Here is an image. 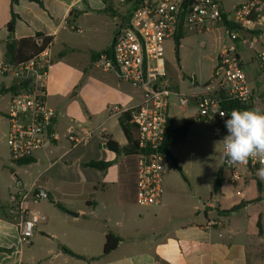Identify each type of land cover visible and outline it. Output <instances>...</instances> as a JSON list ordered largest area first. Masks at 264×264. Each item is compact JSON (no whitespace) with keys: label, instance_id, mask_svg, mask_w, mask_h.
Masks as SVG:
<instances>
[{"label":"crops","instance_id":"obj_1","mask_svg":"<svg viewBox=\"0 0 264 264\" xmlns=\"http://www.w3.org/2000/svg\"><path fill=\"white\" fill-rule=\"evenodd\" d=\"M119 4H115L114 0H43L42 5L33 1H21L13 5L11 0H0V66L5 63V43L9 37L8 24L12 10L18 15L14 38L20 40L35 37L38 33L52 37L54 66L49 83V103L57 112L56 137L52 140V146L61 138H67L73 120H78L84 128L94 130L90 143L76 149H71L70 145L58 158L49 162L45 172L56 169L53 183L59 180L66 184L68 179L64 174L67 169L78 167L83 170L78 181L95 192L94 200L85 201V207L91 211L78 209V217L71 215V212H64L65 216L60 218L57 231L45 215L46 221L40 227L38 225L29 243H25L30 246L26 249L19 239L16 217L9 214L13 196L24 191V185L13 176L9 152L6 154L1 150L0 248L4 251H0V264L78 263L71 259L83 264H264V179L259 175L260 169L246 171L244 178L236 182H232L230 174L225 171L221 190L216 192L213 171L211 177L204 179V166H199V171L203 170L202 177L189 180L188 189L178 192V182L167 178L166 166L162 204L141 207L143 211L136 208V156H117L108 149L107 142L113 140L122 147L128 144L123 128L127 116L130 118L127 110L141 102L142 93L114 73L103 68L101 70L98 58H91V63L84 68L68 66L63 62L67 56L65 52L70 49V53H77L78 49L60 38L68 30L84 34V42L91 57L110 49L115 35L127 23L122 12V24L116 23ZM94 14H112L114 18L107 29L93 27L100 20L93 25L86 22L85 27L81 25L83 17ZM57 45L63 48L55 53ZM230 45L231 42L217 53L216 59ZM245 53L243 50V57ZM248 62L245 59V63ZM167 70L171 77L168 67ZM9 78L13 86L17 80L0 72V86L9 88L6 85ZM196 82L193 80V84ZM173 84L176 91L181 92ZM69 85L73 89L79 88L78 98L82 107L78 110L80 119L72 116L75 112L70 110L64 100V91ZM202 90L203 86L201 91L191 95ZM171 102L170 121L175 127L191 120L194 121L193 125L206 123L199 120L198 112L192 116L190 108L187 111L181 110L177 97L173 96ZM175 106L186 118L182 124H178ZM5 147L8 149L7 144ZM79 148L81 150L73 159L65 160ZM47 150L48 147L38 153L43 152L47 156ZM38 153L32 157L33 162L29 165L37 161ZM169 153L171 157L167 159L172 163L174 159L178 163V155L172 152V147ZM91 161L112 162V166L106 171L84 166ZM221 165L222 161L218 171ZM46 185L44 189L50 200L57 198L59 188L54 184L49 187V181ZM7 195L12 196L11 202L6 199ZM28 206L39 210V204L29 202ZM233 208L236 209L232 213H225ZM81 216L91 223L87 230L70 229L69 225ZM259 221L262 225L261 233ZM110 232L118 236L120 242L114 251L104 255L106 236ZM66 236L72 237V241H68L70 239H66ZM60 245L68 246L86 260L64 254Z\"/></svg>","mask_w":264,"mask_h":264},{"label":"built area","instance_id":"obj_2","mask_svg":"<svg viewBox=\"0 0 264 264\" xmlns=\"http://www.w3.org/2000/svg\"><path fill=\"white\" fill-rule=\"evenodd\" d=\"M119 1L129 3L130 16L115 35L110 50L98 57L97 63L142 93L141 102L127 110L138 142L136 204L143 208L160 206L167 159L163 146L173 96L183 111L194 104L199 120L211 124L213 137L220 141L227 135L224 122L228 113L242 110L231 105H253V109L264 106V0H241L231 11L225 10L220 0ZM216 26L225 30L231 45L217 57L220 69L214 81L197 94L176 91L164 65L165 42L175 39L179 32L204 34ZM51 46L52 42L48 43L25 63L13 66L5 62L0 66L1 74L17 80L7 113V145L15 163L34 157L52 145L56 137L57 112L49 103L54 66ZM243 50L251 54L248 63L254 64L253 69L245 63ZM221 112L225 116L221 117ZM73 123L67 137L71 149L90 143L94 130L82 127L78 120ZM221 166L236 182L244 178L246 171L261 169L264 163L249 159L246 164H230L223 156ZM49 199L48 192L36 184L14 195L9 214L16 217L22 244L29 243L38 225L46 221L45 215L30 209L28 203L38 205Z\"/></svg>","mask_w":264,"mask_h":264},{"label":"rangeland","instance_id":"obj_3","mask_svg":"<svg viewBox=\"0 0 264 264\" xmlns=\"http://www.w3.org/2000/svg\"><path fill=\"white\" fill-rule=\"evenodd\" d=\"M115 4H119V0H114ZM223 7L227 11H231L240 0H220ZM121 6V7H120ZM131 6L128 2L119 4L118 13H116V23L122 24L120 15L122 12L124 18H128L131 12ZM264 16V12H263ZM112 14L103 15H91L90 17H83L81 25L94 24L93 27L106 28L111 24L113 20ZM102 20V21H101ZM78 24V23H76ZM85 27V26H84ZM61 39H65L67 43L76 49L77 53H70V49H67V54L64 59V63L71 67L84 68L91 63V54L86 48L84 42V34H77L71 30L62 33ZM228 34L221 26L214 27L211 31L204 34L185 33L180 41L178 53L176 51V40L172 39L165 42L164 45V65H166L171 72L173 82L179 87L180 91L184 94L191 95V93L201 91L202 86H206L212 81L215 74V69L218 66L216 59L217 53L230 44ZM63 46H55L54 52L61 51ZM243 49V48H242ZM246 52V53H245ZM244 60H250L251 54L244 50ZM248 67H254V64L248 63ZM102 70V68H101ZM194 76L196 77V83L193 84ZM115 78V77H114ZM6 85L9 88L12 86L11 78L6 81ZM79 88H74L72 85L67 86L64 91V100L67 102L68 107L75 113L73 117L79 118L78 110L81 107L79 98ZM11 101V93H5L0 97V153L1 150L8 154L9 148L5 147L8 140L9 133V121L7 118L8 108ZM175 102V101H174ZM174 109L178 112V124H182L186 121L183 114L179 113L178 108ZM264 110V106L262 107ZM262 110H260L262 112ZM198 110L194 104L190 106V113L192 116H196ZM67 121V119H66ZM68 137V134L66 135ZM8 146V145H7ZM70 148V143L67 138L61 140L56 145H50L45 153L41 152L37 154V161L32 165L19 166L15 162H11L9 153V162L13 171L15 180L24 185V191H27L37 180V186L39 188H46V184L49 181V187L53 184L59 188L57 198L43 200L39 203V210L43 212L49 218V221L53 223L56 231L60 226V218L65 216L64 212L76 213L78 209H87L85 207V201L94 200L95 192L89 190L88 186L83 185L78 180L82 177L83 170L78 167L72 166L67 169L64 176L68 179V183H62L56 181L53 183V177L56 173V169H51L45 172V168L49 165V162L58 158L65 149ZM81 148L74 150L65 159L70 161L73 156L76 155ZM172 152L178 155V168L179 171L172 163L171 160L166 159L165 167L167 166V178L176 180L178 182V192L187 190L189 187L188 181H194L196 178L202 177L203 170L199 171V166H204V174L206 179L211 177V171H213L214 178L217 176L218 168L223 159V144L220 140H217L212 135V127L208 123H196L190 128L185 144L172 147ZM64 160V161H65ZM3 159L0 158V163ZM43 173L41 177L39 175ZM17 175V177L15 176ZM187 179V180H186ZM45 190V189H44ZM92 196V197H91ZM14 197V196H13ZM91 197V198H90ZM12 196L7 195L6 199L11 202ZM55 203H60L66 207L65 211L55 206ZM138 210L143 211L141 207H136ZM87 211H91L87 209ZM58 225V226H57ZM91 223L85 217L76 218L73 223L69 225L70 229L77 228L79 230H87ZM40 227V225H39ZM62 231V229H61ZM45 235V234H44ZM72 241V237L66 236ZM73 245V244H72ZM25 248L30 247L24 243ZM68 247V246H67ZM72 262H78L77 264H83L75 259H71Z\"/></svg>","mask_w":264,"mask_h":264},{"label":"trees","instance_id":"obj_4","mask_svg":"<svg viewBox=\"0 0 264 264\" xmlns=\"http://www.w3.org/2000/svg\"><path fill=\"white\" fill-rule=\"evenodd\" d=\"M12 4H18L21 1H33L36 2L40 5H42L43 0H11ZM18 15L14 13L12 10V16L11 20L8 24V32H9V37L5 43L6 50L4 54V60L6 63L16 66L21 63H25L35 56L39 55L47 46L48 43L52 42V37H45L43 34L38 33L36 34L35 37H30V38H24L17 40L14 38V33H15V24L17 21ZM129 18V17H128ZM127 18V21H128ZM184 33L179 32L177 37L175 38L176 40V51L178 53L179 46H180V41L183 38ZM40 39H43V42H39ZM110 49L103 51L101 53L93 54L92 60H96L98 57H100L103 53H106ZM220 67L217 66L215 69V75L219 71ZM14 87L11 86L10 88H5L0 86V97L4 95L5 93H13ZM232 108H240L242 110H248V109H253V105H246L244 108H241L240 105H231ZM194 124V121H188L184 123L181 126L175 127L172 122L169 120V125L166 133V138L163 146V152L167 155V157H171L169 150L171 147L182 145L186 142L188 133L190 131L191 126ZM124 131L128 139V144L124 147L120 146L117 142L113 140H109L107 142V147L110 151L114 152L117 156H132L136 155L138 151V142H137V136L135 131L133 130V126L130 124V118L127 116L126 121L124 123ZM33 162V158H25L17 162V165L22 166V165H29ZM173 163L178 168V163L176 160L173 159ZM84 166L97 169L100 171H106L112 166V162H104V161H91ZM180 171V170H179ZM226 170L221 166L217 177H216V182H215V191L219 192L221 190L222 183L224 182V172ZM181 172V171H180ZM260 188V184H259ZM257 201V200H256ZM55 206L58 207L61 210H66L65 207L60 204V203H55ZM236 208H233L230 211H227L225 213H232L235 211ZM258 228L261 233L262 231V225L261 222H258ZM120 242V238L116 235H114L112 232L108 233L106 236V243L104 246V255H107L114 251L118 244ZM60 250L64 253L67 254L71 257H74L76 259H81V260H86L84 256H81L79 254L74 253L71 251L69 248H67L64 245H60ZM0 251H4L3 248H0ZM96 259V258H93Z\"/></svg>","mask_w":264,"mask_h":264},{"label":"clouds","instance_id":"obj_5","mask_svg":"<svg viewBox=\"0 0 264 264\" xmlns=\"http://www.w3.org/2000/svg\"><path fill=\"white\" fill-rule=\"evenodd\" d=\"M221 117L225 113H220ZM225 120L227 135L220 141L230 164H246L249 159L264 163V112L259 109H233ZM264 179V167L259 171Z\"/></svg>","mask_w":264,"mask_h":264},{"label":"water","instance_id":"obj_6","mask_svg":"<svg viewBox=\"0 0 264 264\" xmlns=\"http://www.w3.org/2000/svg\"><path fill=\"white\" fill-rule=\"evenodd\" d=\"M194 82H196V77L194 76ZM212 81H214V78L212 79ZM71 215H73V216H75V217H78L79 216V214L78 213H70Z\"/></svg>","mask_w":264,"mask_h":264},{"label":"flooded vegetation","instance_id":"obj_7","mask_svg":"<svg viewBox=\"0 0 264 264\" xmlns=\"http://www.w3.org/2000/svg\"><path fill=\"white\" fill-rule=\"evenodd\" d=\"M165 69H166V71L168 72V70H167V66L165 65Z\"/></svg>","mask_w":264,"mask_h":264}]
</instances>
